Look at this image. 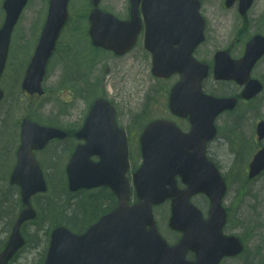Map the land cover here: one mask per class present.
<instances>
[{
	"label": "rangeland",
	"instance_id": "1",
	"mask_svg": "<svg viewBox=\"0 0 264 264\" xmlns=\"http://www.w3.org/2000/svg\"><path fill=\"white\" fill-rule=\"evenodd\" d=\"M76 1L80 4L78 7L75 1L71 3L74 15L78 13L79 9L83 7L86 9L82 0ZM113 1L105 0L103 4L115 11L125 12V7L120 4L121 0H118L117 7L112 6L110 2ZM221 1L216 0L207 11L211 20L210 39L202 49L203 52L200 53V57L205 59H210L213 53L222 48L226 42V39H216L213 34L230 33V30L220 26L218 21L219 17L230 18L232 16L231 12L222 10ZM259 10L261 8L257 7L256 11ZM33 13L32 8L27 9L24 20L26 22L30 20ZM258 15L253 11L250 18H256ZM257 18L256 21L260 22L262 13ZM262 28H264V24L249 22L243 32V41L247 40L253 32ZM20 42L23 46L30 44L27 37H22ZM66 43L70 48L71 45H77V40L68 37ZM29 61V57L14 59L4 79V85L8 88V97L0 109V159L5 152L0 164V248L6 239L8 240L16 214L18 210H21L19 191L16 187L10 188L9 172L13 162L12 143L15 140L13 147L15 151L20 119L25 114H31L45 123L74 130L82 123L90 102L100 94H108L114 100L120 111L121 123L131 131L138 130L144 120L150 116L168 115L169 113L166 105V92L169 84L153 80L144 54L139 50L122 59L101 53L86 61L79 59L77 64L71 65H68L63 59L57 58L49 66L44 85L47 97L43 99L27 97L21 90L22 80L15 83L11 79L12 72L18 67L17 64L24 67L28 65ZM107 68H109V72L106 71ZM257 74L264 79V63L258 68ZM17 79L19 80V76ZM67 82L68 86L64 85ZM225 88L230 91L234 90L232 86ZM223 89L224 87L218 86V91ZM260 118H264V94L256 102L242 105L235 112L220 117L219 126L222 134L220 132L218 139L209 147V152L222 164L231 183L227 196V206L231 211L229 232L246 236L245 253L238 259L229 260V264H264V226H260V221L264 223V174L258 180L251 182L246 180L244 170L240 174L237 173L236 143L232 139L240 134H248L254 142L255 125ZM68 141L70 142L66 144L64 150L59 143H54L42 157L45 174L51 185L50 193L44 194L43 198L52 197L57 212H47L46 215L45 211L39 208L38 218L24 229L27 246L14 263L18 262L27 250L28 264H39L47 240L45 231L52 225V218L54 220H69L73 218L72 215L76 210L77 217L85 218L87 221L98 212L92 206L86 210L76 207L82 195L74 199L71 207L68 208L71 197L64 189V164L66 165L68 161L72 140ZM252 149L253 147H250L247 152ZM226 150L231 151L229 158H227ZM4 176L9 177L6 180ZM198 201H201V198ZM166 211L165 207L159 209L158 219L162 218ZM163 223H167V217L163 219ZM70 225L75 227L73 224ZM164 229L170 234L167 226H164ZM40 236L42 239L39 241ZM33 246L36 250L35 254H32L33 252L29 249Z\"/></svg>",
	"mask_w": 264,
	"mask_h": 264
},
{
	"label": "water",
	"instance_id": "2",
	"mask_svg": "<svg viewBox=\"0 0 264 264\" xmlns=\"http://www.w3.org/2000/svg\"><path fill=\"white\" fill-rule=\"evenodd\" d=\"M98 1L99 0H96V2ZM24 3L25 0L22 3V6L24 5ZM65 6L66 0H63L61 5L56 2L53 7L51 19L57 22V28L65 18ZM10 14L13 19H17L19 9L17 8L14 13L10 12ZM54 40L55 34H53L50 43H48V41H44L42 47L37 52L33 63L31 64L25 86L33 91L40 90V81L44 72V65L54 45ZM203 105L204 104L202 103L201 107H203ZM44 132L46 133L44 134L45 139L60 135L57 133H53L51 130H44ZM88 139L90 142V146L79 147L74 154L70 165L68 166L71 188L78 189L80 187H93L102 184L120 188L121 184H126L123 177L125 165L122 154L117 151L116 155L112 157V155L110 154V145L102 142L99 137H89ZM94 153L101 155L102 160L100 163H92L90 161V156ZM260 157L261 155L259 156V158H256L252 172L253 174L257 173L264 167V159ZM23 174V198L24 201L28 203L30 196L34 190L33 179L38 178L34 177L33 171L31 170H26ZM154 175V169H146V172L144 174L136 175L138 194L142 199L141 205L146 209H150L151 202L157 201L159 199L157 187L161 185V181H163L162 179L168 176L164 175L162 172L155 177ZM14 179L20 181L19 179L21 178H18L16 174ZM117 193L121 200H123L122 192L117 191ZM178 208L180 209L179 213ZM121 212L122 207L116 214H119ZM31 214V209L25 210V217H29L31 216ZM144 217L148 218V212L144 213V215H142L140 212H135L130 222L135 227L140 229L141 221ZM225 217L226 213L220 205V200L213 201V205L210 211V218L206 222L202 221V218L194 208L190 206L186 207L185 205L179 207V205H177L176 207L174 206V216L171 221V226L175 229L186 231L187 237L184 238V241L186 242L188 247L191 246L193 248H195L194 237L197 238L199 236V232H196L195 234L194 230H203V238L199 241V244L202 246H206L207 244H209L210 235L212 233H215V242L209 247V252L219 255L228 245V242L224 239L226 237L223 236L221 232L225 222ZM106 219H108V217H104L101 222ZM99 224L95 225L93 229L96 228ZM146 236L151 246L147 247L142 253H140L141 255H144L145 257L154 256L156 259H166L158 264H188L183 261V255L180 252L181 247H168L154 230H152L150 233H146ZM63 243L66 246L68 245V243L66 242ZM18 245L19 238L18 231H16L15 240L10 244V248L6 252L5 256L11 255L12 251L15 250ZM52 262L53 259H50L48 264H52ZM123 262L124 260H120L115 262L114 264H123ZM201 264H214V258L212 256H204L202 257Z\"/></svg>",
	"mask_w": 264,
	"mask_h": 264
}]
</instances>
